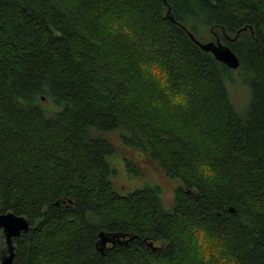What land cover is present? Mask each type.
I'll use <instances>...</instances> for the list:
<instances>
[{
  "label": "trees",
  "instance_id": "16d2710c",
  "mask_svg": "<svg viewBox=\"0 0 264 264\" xmlns=\"http://www.w3.org/2000/svg\"><path fill=\"white\" fill-rule=\"evenodd\" d=\"M204 28L240 58L244 114ZM116 157L179 180L172 206L122 193ZM5 212L30 222L12 264H264V0H0Z\"/></svg>",
  "mask_w": 264,
  "mask_h": 264
},
{
  "label": "rangeland",
  "instance_id": "374dc122",
  "mask_svg": "<svg viewBox=\"0 0 264 264\" xmlns=\"http://www.w3.org/2000/svg\"><path fill=\"white\" fill-rule=\"evenodd\" d=\"M219 33L220 31L218 29L204 28L201 31L202 43H207L211 41L216 42ZM231 70V78H229L227 81L229 89L228 93H230L231 101L234 104L233 106H235L238 112L244 114V111L248 107L247 104H249L250 101V87L245 82V79L243 77V70L241 67L238 69ZM110 161V163H112L116 167V170L118 172L117 175L121 173L120 179L122 178V176H124L119 183V186H125V188H123L124 190L122 193H127L138 187L142 188L143 186H145V184L154 187L158 186L161 189V200L163 201L164 206L166 208H170L172 206L174 202L173 199L175 194V188H177V186H179L180 184L179 180H172L168 178L165 174H163L162 170L158 167V165L154 164L149 159L144 157H142L141 161H139L141 170V177L139 179L128 175L123 159L121 161V159L117 157L115 158V162L116 164H119V168L115 165V163H113V158L110 159ZM209 249L211 248L209 247L208 250ZM206 250L207 247H204L203 251Z\"/></svg>",
  "mask_w": 264,
  "mask_h": 264
},
{
  "label": "water",
  "instance_id": "95a60500",
  "mask_svg": "<svg viewBox=\"0 0 264 264\" xmlns=\"http://www.w3.org/2000/svg\"><path fill=\"white\" fill-rule=\"evenodd\" d=\"M191 36L201 48L207 52H211L218 61L224 63L230 69L239 68L241 64L240 58L228 45L221 43L219 39L216 42L202 43L193 34ZM0 228L3 231L2 233L4 234L7 246L6 255L1 258L0 264H12L13 258L15 257L13 240L21 236L23 231H29L30 222L23 215H18L14 212H5L0 215ZM99 242L102 244L99 249L104 251L108 242H115V235L102 233ZM150 245L152 246L153 243H150Z\"/></svg>",
  "mask_w": 264,
  "mask_h": 264
},
{
  "label": "flooded vegetation",
  "instance_id": "af4514ba",
  "mask_svg": "<svg viewBox=\"0 0 264 264\" xmlns=\"http://www.w3.org/2000/svg\"><path fill=\"white\" fill-rule=\"evenodd\" d=\"M218 40V39H217Z\"/></svg>",
  "mask_w": 264,
  "mask_h": 264
}]
</instances>
